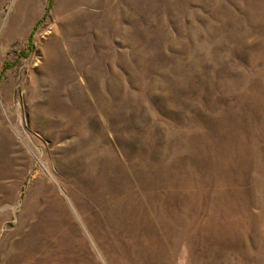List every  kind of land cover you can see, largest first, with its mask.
<instances>
[{
    "label": "rangeland",
    "instance_id": "rangeland-1",
    "mask_svg": "<svg viewBox=\"0 0 264 264\" xmlns=\"http://www.w3.org/2000/svg\"><path fill=\"white\" fill-rule=\"evenodd\" d=\"M0 264H264V0H0Z\"/></svg>",
    "mask_w": 264,
    "mask_h": 264
}]
</instances>
